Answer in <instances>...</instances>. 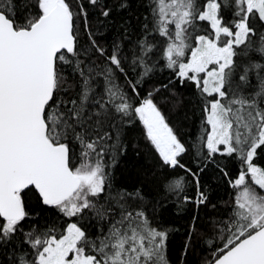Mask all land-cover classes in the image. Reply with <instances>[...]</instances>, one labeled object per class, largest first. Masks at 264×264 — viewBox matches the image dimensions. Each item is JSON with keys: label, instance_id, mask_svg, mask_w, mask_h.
<instances>
[{"label": "snow or ice", "instance_id": "1", "mask_svg": "<svg viewBox=\"0 0 264 264\" xmlns=\"http://www.w3.org/2000/svg\"><path fill=\"white\" fill-rule=\"evenodd\" d=\"M169 203L178 264H264V0H0V264H170Z\"/></svg>", "mask_w": 264, "mask_h": 264}, {"label": "trees", "instance_id": "2", "mask_svg": "<svg viewBox=\"0 0 264 264\" xmlns=\"http://www.w3.org/2000/svg\"><path fill=\"white\" fill-rule=\"evenodd\" d=\"M138 0H132V7L135 10L137 7ZM142 10V9H141ZM112 34L109 33L107 35V39L111 40ZM168 82V77L165 76L163 79V83ZM179 88V85L177 86ZM181 92H186V89H180ZM165 113L169 116L171 123L179 128L180 136L185 145L189 148V153L185 155L183 162L189 167L195 168V164L192 163L193 155H192V142L195 140L199 129V117L198 114L191 119H185L184 114L187 111L191 116L192 108L188 105L187 100H185V105L180 108L170 111L169 106H164ZM232 165L236 166L238 170L239 164L238 161H232ZM232 165H229L231 169ZM145 165V160L143 156H137L131 147H129L128 155L121 158V164L117 170V176L119 181L122 184H131L137 178V170ZM177 172H182V170L177 169ZM214 168H209L206 173L202 174V182L205 184H211L213 187L216 186L218 181L214 178ZM190 181L189 186L187 188V195L191 197L193 200L195 199V187L194 181H192L191 177H188ZM146 190H148V186L146 185ZM155 195L154 192L151 193ZM218 195H223L225 199L227 196L220 191L217 193ZM195 214V208L193 205H189L187 210L177 214L176 207L173 203H169L166 209L161 210L160 221L168 227H174L179 229V231H173L170 233V241L168 248V258L170 260V264H178V258L181 254V246L184 243L185 236V227L190 222V218ZM202 217L204 213L200 214ZM209 255L208 247L202 243H195L194 249L190 251L187 256L188 264H201V261Z\"/></svg>", "mask_w": 264, "mask_h": 264}]
</instances>
